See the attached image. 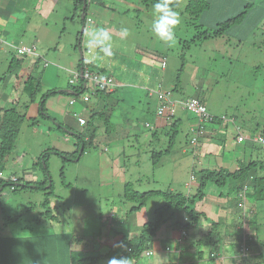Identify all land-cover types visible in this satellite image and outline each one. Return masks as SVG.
I'll use <instances>...</instances> for the list:
<instances>
[{"label":"rangeland","instance_id":"rangeland-1","mask_svg":"<svg viewBox=\"0 0 264 264\" xmlns=\"http://www.w3.org/2000/svg\"><path fill=\"white\" fill-rule=\"evenodd\" d=\"M52 1L56 2L52 7L68 1L69 17L64 20L62 16H56L59 10L43 11L49 19L39 28L36 12L45 10L39 8L42 0H0V7L5 8V11L12 10V7L25 9L16 20L0 12V105L14 104L17 110L25 114L2 174L4 177L16 176L19 179L16 182L18 186L25 180L38 182L41 186L45 176L42 170L44 164L39 161L47 150L50 173L46 188L19 186L13 191L10 186H6L0 193V247L1 241H9V237H30L33 246L29 245L28 248H33L31 254H35L39 248V236L50 235L56 238L58 235H69L65 245L63 238L55 239L52 243L54 245H42L43 253L51 252L66 257L72 251L75 254L82 251L87 255H95L107 252L109 244L118 239L119 233L140 234L142 225L156 220L157 210L165 202L162 195H151L139 206L137 201L125 197L126 186L139 193L173 189L178 193L192 195L197 190L201 171L228 168L231 164L223 162L220 153L217 158L200 154V139L191 141L193 130L191 121H188V112L177 108V115L182 121L177 126L175 137L172 136L170 126L161 130L153 122L150 127L143 119L138 120L137 116L144 115L141 109H149L148 118L154 113L156 103L150 100L146 92L142 97L143 103L147 100L146 106L138 103L133 111L128 108V104H113L118 95L122 94L112 92L109 100L104 95L105 106L113 107L110 113L115 128L110 134L115 140L105 141L104 131L100 130L95 145L88 146L79 157L66 160L63 154L76 151L75 135L86 127L78 125L73 111L84 114L100 98L92 95V99H84V93L71 90L72 87H80L83 80L76 77L74 72L79 70L82 51H87L82 46L85 29L92 26L107 28L112 35L113 57L123 55L124 58V54L131 50L128 43H138L152 50L153 53L148 51L151 53L149 55L136 48V56L149 59L155 65L160 76L158 80H161L160 69L165 58L167 75L163 89H174L177 86L176 90H172L171 98L174 100L198 94L206 108L216 116V124L223 126L220 132L226 136L223 146L228 157H231L234 150L239 148L234 140L237 134L234 124L251 135L264 130V0H207L210 6L197 17L187 12L188 0H182L175 9L179 13L180 23L176 26V42L172 46L161 41L152 31L154 4L147 9L140 0H89L87 18L83 23L82 17L71 18L74 12L73 0ZM247 3L253 5L247 8V13L239 22L229 24L217 35H202L204 30L215 32L220 23L233 18ZM123 29H127V33ZM22 45H35V49L32 53H24ZM14 57L20 59L21 63L17 65L15 60L10 67ZM37 57L39 59L34 64ZM105 70L119 80L117 71ZM151 71L153 69L150 68ZM87 83L90 91L92 82ZM37 88L39 90L35 92ZM52 90L55 92L45 103L48 116L42 118L39 114L41 97ZM31 92L35 93L34 101H31ZM4 93L10 98L9 101L2 98ZM70 99H75L76 103L71 105ZM124 112L127 115L130 113L134 119L129 118L127 121L129 115L123 118L126 114ZM90 113L85 112L88 117ZM32 118H36L35 124ZM58 123L63 124V127L59 128ZM96 123L101 125L102 122L96 120ZM129 123L136 126L131 129ZM243 145L240 147L244 148ZM254 145L256 147L251 148L254 158L264 159V150L257 143ZM159 151L162 152L161 156L154 163L152 154ZM249 152L250 148L247 149ZM259 166L258 163L257 170L251 169V174L257 171L264 175V170ZM216 187L218 189V185L212 181L206 183L205 200L211 204L219 200L225 204L230 200L235 203L240 201V197L235 195L236 191H230V188L233 194L219 199L215 193ZM197 203L202 202L199 200ZM48 206L57 219H49L43 214ZM135 206L139 207L132 211ZM182 216L183 213L175 209L164 211L165 220L155 230L152 241L172 242L171 236L176 235L177 223ZM202 217L200 215L196 223L202 221ZM240 219L241 225L242 221L246 223V228L233 227L237 240L243 237L245 230L254 232L256 239L264 238L263 212L258 213L251 223L244 216H240ZM225 221L233 223L232 220L224 219L213 228L215 234L217 231L222 237L225 236L228 232ZM190 231L187 228V232ZM75 237L80 238L78 243L71 241ZM205 241L206 238L202 237L198 244L209 249ZM173 245L178 246V241H174ZM17 247L20 248L17 252H24L20 244ZM5 248L8 249L9 244ZM154 254L143 255L140 263L154 264ZM117 255V252H112L95 264H108ZM34 262L39 264V260Z\"/></svg>","mask_w":264,"mask_h":264},{"label":"crops","instance_id":"crops-1","mask_svg":"<svg viewBox=\"0 0 264 264\" xmlns=\"http://www.w3.org/2000/svg\"><path fill=\"white\" fill-rule=\"evenodd\" d=\"M55 3L56 2L52 0H42V4L39 6V8H45V10L39 11L38 13L36 12L37 14L36 16L39 19V28L43 27L46 24L47 20L49 19L47 14H44L43 11L51 12L54 10H59L58 11L59 13L56 16H62L64 20L69 17V13H70L69 4H68L69 2L65 1L62 2L61 4L60 1H58L60 5L58 7H52ZM24 10L25 9L12 7V10L5 11V8L0 7V12L7 14L8 16H11V18H14L15 20L18 19L19 17L18 14L22 13V11ZM127 45L131 47V50L127 54H124L125 56L124 58H122L123 55L122 56L120 55L118 57H113V56L105 57L102 60L98 59L90 63L94 66L100 67L101 69H111L112 71H117L119 75L118 76L119 80H117L118 87L115 89L114 92H116L115 94H122V95H118L117 99H115V101L113 102L114 105H118L119 103H121L122 105L123 103L128 104L129 106L128 108L131 111H133V109H135V106L138 103H143L142 97L144 92H146L150 100H153V102L156 103L153 109L154 113L152 114L151 118H148L149 107H147L148 109L147 111L141 109L144 112V115L141 117L137 116V119L138 120L143 119V121H146V125L147 126L150 125V127L153 122L155 127L164 130L166 129L167 126L169 127L168 123L173 122V120H176L178 118L181 119V117L177 115L179 110L176 111V114L174 115V119L173 117L171 118L170 115L168 114L159 115L157 112L162 102V100L159 98L158 92H172L171 91L172 88L163 89L162 86L165 81L164 78L167 75V71H166L167 68L165 67L167 64L165 62L162 64L160 69L161 80H158L160 79V76H158V72L155 69V65L152 64L149 61V59L137 58L136 56L137 53L136 48L139 49L140 51H144V52L149 51L153 53L152 50H148V48L144 46H140L138 43L136 44L128 43ZM22 46L26 48L35 49V45H33V47H28L26 45H22ZM154 52L157 53L156 50ZM151 53H149V55ZM87 55H88L87 51L85 52L82 51L81 56H83L84 59H86ZM150 68L153 69V71L149 72ZM17 77L18 76H16V78ZM84 86L88 87V83L84 82ZM174 88L177 89V86H174ZM88 89L85 90L84 95L90 92L88 91ZM90 90H93V88H91ZM172 95L173 93H171V96ZM2 98H5L4 99L5 101L10 100V98H8V95L5 93L3 94ZM90 98L92 99V97ZM105 98L109 100L112 97L107 95ZM184 98H188V96L178 97V99L175 100H183ZM98 101H100V103ZM146 101L147 100H145V102L143 103L145 106L147 103ZM75 103L76 102H74L71 105H74ZM1 106L2 105H0V107ZM104 107H105V102L103 97L99 99L97 98V102L93 106V108L84 111V114L81 112L80 115L86 118L87 120L88 116L85 114V112L88 111L91 112V110H98V109L100 110L103 109ZM177 108H179L182 112H188L190 114L188 121H191L190 122L191 131L193 130L194 132V130L197 129L200 125L199 118L195 114L190 113L189 111L183 109L180 106H178ZM74 113L76 112L73 111V116ZM124 113L126 114H124L122 117L126 118L129 115L127 118V121H129V118H131L132 115L130 113L127 115V112ZM209 113L211 112L209 111ZM211 114L214 115L213 113ZM76 122L78 123L77 119ZM232 122L234 124L233 120ZM219 125L220 124H216V120L214 122H209L204 125L203 131L198 137L200 139V144H199L200 149L198 150L201 155H207V156L210 155L211 156L210 158L212 157L217 158L216 156L218 155V153H220L221 160L223 162L226 161V163L230 162L231 164L230 167L228 168L223 167L220 169H225L230 172H234L240 167H243L244 165H248V164L250 165V168L246 170V173L244 175L239 176L237 178L231 177L227 180L224 186L219 187L218 185V189L216 187L215 193H217L219 199H224V197L226 196L230 197L229 195L233 194L230 191L233 189L234 191H236L235 195L240 197V201L238 203H235L230 200L227 204H225L223 200H219L215 204L214 203L211 204L212 202L205 200L206 194L204 191V197L201 199L202 203L201 204L195 203L196 213H202L201 214L203 216L202 221L196 223V220H191V222H189L190 219L189 215L185 214L186 215L185 216L183 214L184 216H182L179 219V222H181V224L189 222V225H187V228L191 230L189 233V238H187L183 247H179V248L176 247V249L172 247L174 243L173 241L159 242L155 240L152 244L153 252H155L154 255H156L154 259L155 262L154 264H158V263L165 264L166 262L169 264L172 261L176 262V264H262L264 262V238L262 240L256 239L255 238L256 234L254 232H247L245 230L243 237L238 238L237 240L236 237L237 233H234L235 231L233 230V227L240 229L243 226L244 229L246 228V223L244 221H242V225H241L240 216L241 217L244 216L245 219L249 223H251L253 219L257 218L258 213L260 212L264 213V175L262 172L258 173L256 171L255 173L252 174L250 172V170L253 168L257 170L258 163L260 164L259 168L264 170V159L259 160L258 157L254 158L255 155L254 151L251 150V148L255 146L254 144L257 143L255 141V138L258 135L263 134V131L259 132L258 134L251 135L243 132L242 129H240V127L237 124H234L235 129L237 130V134L236 136H234V140L239 144V148L234 150V153H232L231 157H228L227 150L223 146L226 136L224 134L222 135L220 134V132H222L223 126L220 127ZM84 126H80V127H84ZM129 126L132 129V126H136V125L130 124ZM122 131H124V129H122ZM241 134L244 136V139L242 141H239L238 137ZM103 138L105 139V141L115 140L114 136H111V134L108 133L107 135L103 136ZM241 144L242 145L244 144L243 145L244 148L240 147ZM257 145L260 147L258 143ZM248 148H250L249 153H247ZM202 161L204 162V160ZM205 212L207 215L205 214ZM239 212L243 215H240ZM228 215H230V217ZM224 219L232 220L233 223L230 221L224 222L226 225V230L228 232H226L225 236L222 237V235H220L217 231L215 234L213 228L218 226L220 222L224 221ZM177 228L178 229L176 231V235L173 234L171 236L172 240L174 241L180 235V234L178 235V233H179V229H181V226L178 225ZM130 233H133V235L130 236ZM213 233L216 235L215 238L212 237ZM123 235H125L127 238L135 237L134 232H129L128 234L119 233L118 239H120ZM207 236L209 237L207 238ZM257 236H259V233L257 234ZM68 237L69 235H66V237L58 235L56 238H51L50 235L39 236V248L36 250L35 254H31L33 252V248H28L29 245L33 246L32 242H31L32 244H28L27 242L24 241L15 242L13 239L14 242L9 243L10 244L9 251L0 250V264H36L34 260H39V264H70L69 262L70 260H68L67 257L65 256L59 257L51 252L43 253V248H42V245L44 244L54 245L52 243H54V240L55 239L57 240L58 238H63L62 242L65 245V239ZM202 237H205L206 241L215 240L218 242L217 245L212 247L210 250L205 248L206 253L200 255L199 250L200 248H202V246H199L198 243L201 241ZM115 242L116 241L110 243L109 246L113 245ZM246 242H249V245H247ZM75 243L74 245H76ZM18 244H20L24 252L16 251V250H20V248L17 247ZM167 246H170L171 249L166 250ZM47 248L49 251L50 248L49 247ZM213 252L215 253V255H211V253ZM116 258L121 259L119 254L116 256ZM128 262L129 264H135V262L130 259H128Z\"/></svg>","mask_w":264,"mask_h":264},{"label":"trees","instance_id":"trees-1","mask_svg":"<svg viewBox=\"0 0 264 264\" xmlns=\"http://www.w3.org/2000/svg\"><path fill=\"white\" fill-rule=\"evenodd\" d=\"M142 2V4L148 9V7L154 3H156V0H140ZM182 0H172V4L176 5L177 7L179 6V4L181 3ZM89 0H74V12L71 15V18H77V17H82V15L84 17H82V22L85 23L86 18H87V12H88V8H89ZM253 5V3H247L244 6V9L241 10L237 15H235L233 18H230L228 20H226L224 23H220L219 25V29L215 30V32L210 33L207 30L202 31V35H204L205 37L208 36H214L217 35L221 32L222 29H225L228 27L229 24L232 23H237L239 22L245 13H247L248 9L247 8H251ZM209 3L207 0H188L187 4H186V10L187 12H189V14H191L192 16H198V14L202 13L203 11L207 10V8L209 7ZM177 7L175 9H177ZM81 33H79L80 36ZM1 35V34H0ZM80 39V37H79ZM1 40V39H0ZM24 53H28L26 51H24ZM38 57L36 59V61H34L33 63L36 64V62L38 61ZM15 60L17 61V65H19L21 63L20 59H15L12 58L11 60V64L10 67L13 66V61L15 62ZM85 59L83 58V56L80 57L79 63H78V67L79 69L83 66V64L85 63L84 61ZM165 62V58L162 60V64ZM89 65L92 67H96L94 65H92L89 62ZM101 69V68H100ZM102 71H104L105 69H101ZM77 71V70H76ZM84 80H82V84L80 85V87L78 88H74L72 87L71 90L72 92L75 93H84L85 90L88 89L87 86H84ZM39 86V85H37ZM93 90H90L91 95H97L100 98L104 97V95H109L114 91H101L98 90L95 87H92ZM39 89L37 88L35 90V92H37ZM172 90H176V88L172 89ZM171 90V91H172ZM55 92V90L52 91H47L46 93H44L41 97V101H40V105H39V114L42 118L48 116L46 109H45V103L47 98L53 94ZM172 93V92H171ZM34 92H31V101L35 100V96H34ZM188 98H197L199 99V101L203 104H205L204 100L197 94V95H193V96H188ZM187 99V98H184ZM206 106V104H205ZM113 110V107H110V109L105 106L103 109H98V110H91V113L87 119V123H86V127L84 130L77 132L76 139H77V149L74 153L72 154H63L64 158L66 160H73L74 158L79 157L88 146L91 145H95L96 144V140L98 137V131L102 130L104 131V135L110 134L111 132H113V129L115 128L112 121H111V113L110 111ZM208 110V109H207ZM209 112V111H208ZM192 114H195L193 112H190ZM196 115V114H195ZM197 116V115H196ZM171 118L174 116H170ZM198 117V116H197ZM216 118V116H215ZM25 119V114L21 113L19 110L16 109L15 105L13 104L12 106H1L0 107V193L6 188V186H10L12 188L13 191H15L19 186H21L22 188H46V184L48 182V179H50V173H49V169H48V164H47V153H49L47 151H45L39 161V163H43L44 166L42 165V170L45 176V179L41 182V186L39 185L38 182L36 183H31L30 181L25 180L26 182L24 183H20L19 186L17 185L18 183H16L17 181H19V179L17 178V180H13V177H16L14 175L10 176V177H4V175L2 174V170L5 168V161L7 160V157L10 155V153L13 150L15 141L17 139V136L20 132V127L21 124L23 122V120ZM33 123H36V118H32ZM96 120H100L102 123L101 125H98L96 123ZM216 120V119H215ZM214 120V121H215ZM213 121V122H214ZM181 124V119L178 118L176 120H173V122L168 123V125L170 126V130L173 131L172 136L175 137V134L177 133V126L178 124ZM58 127L62 128L63 124L58 123ZM263 134H264V130H263ZM82 146V151L80 152L79 150H81ZM168 152V148L166 150ZM52 152L55 153H59L61 154V152L59 151H55L52 150ZM162 152H153L152 154V161L154 163H157L160 156H161ZM252 166V165H251ZM250 168V165H244L243 167H240L239 169H237L234 172H230L228 170L225 169H220V170H203L201 171L200 174V182H199V186L197 187V191L195 194L192 195H186V194H182V193H178L176 191H174L173 189H168L165 191H151V192H135L132 191V189H130L128 186H126L125 188V197L128 199H132L133 201H137L139 206L143 205L146 201V199L151 196V195H162L165 199V202L163 204V206H161L158 210H157V218L155 221L153 222H147L144 225H142V229L139 235L133 237V238H127L125 235H123L120 239H117L116 242L109 246L107 249V252L105 253H95V255H87V253H77L75 254L74 251H72V253H70L69 255H66L67 259L70 260V264H95L98 260H100L101 258H104L105 256L111 255L112 252L114 253H118L120 255L121 259H130L133 260L135 262V264H141L140 260L141 257L143 255H153V236H154V232L155 230L159 227V225L165 220L163 217V213L164 211L170 209V210H178L183 214H188L190 219L189 222H191V220H196L198 218L199 215H201L202 213H196L194 206L195 203L198 200H201L204 197V188L205 185L208 181H212L215 184L219 185V186H224L227 182V180L231 177L237 178L239 176H242L246 173V170ZM51 186V185H50ZM48 204V203H46ZM139 206H135L132 208V211H135L137 209V207ZM52 209L49 208V206L46 208L45 212H43V214L47 215L46 217H48L49 219L55 220L57 219V216L52 214ZM184 216V215H183ZM186 216V215H185ZM186 219V218H185ZM188 223H182L178 221L177 225L181 226V231H180V235L177 239H175V242L178 241L179 245H173V248L176 249V247H183L184 245V240H187V238H189V233L187 232V225H189ZM30 237H20V238H11L9 237L8 240L6 242V240H2L1 241V247L0 250L1 251H8L9 248H5L7 246V244L11 243V242H19V241H24L27 242L28 244H32L29 239ZM14 239V241H13ZM39 239V238H38ZM32 240V239H31ZM72 242H76L78 243L80 241L79 237H75L71 239ZM174 242V240H172ZM218 241L215 240H207L205 241V244L207 246H209V250L217 245ZM174 244V243H173ZM247 245H249V242H246ZM10 247V244H9ZM170 246L166 247V250H170ZM147 250H151L150 254H146ZM205 247L204 245L202 246V248H200L199 250V254L203 255L205 254ZM169 264H176V262L172 261Z\"/></svg>","mask_w":264,"mask_h":264},{"label":"built area","instance_id":"built-area-1","mask_svg":"<svg viewBox=\"0 0 264 264\" xmlns=\"http://www.w3.org/2000/svg\"><path fill=\"white\" fill-rule=\"evenodd\" d=\"M22 51L31 52L34 48L23 47ZM85 63L83 66L74 72L76 77L82 78L86 83L88 81L92 82L93 87L101 91H114L118 87V82L115 76L104 70L102 71L100 67H92L89 63L84 60ZM159 98L162 100L161 105L158 108L159 115H173L177 111V107L180 106L183 109H186L189 112L195 113L200 121V125L197 129L194 130L193 136L191 137L192 142H196L199 135L203 131V127L206 123L213 122L216 118L214 115L208 112L205 104L201 103L197 98H187L183 100H174L171 98V92H158ZM91 97L90 93H87L83 96L84 99H89ZM75 99L70 100V104H73ZM80 126H84L87 122L86 118L81 116L78 113H74ZM244 136L241 134L238 137L239 141H242ZM255 141L264 149V134L258 135L255 138ZM13 180H17L16 177H13ZM151 250H147L146 254H150ZM213 255V254H212Z\"/></svg>","mask_w":264,"mask_h":264},{"label":"clouds","instance_id":"clouds-1","mask_svg":"<svg viewBox=\"0 0 264 264\" xmlns=\"http://www.w3.org/2000/svg\"><path fill=\"white\" fill-rule=\"evenodd\" d=\"M176 7L172 4V0H156L152 6L154 15L152 31L168 46L175 44V29L180 23L179 13L175 10ZM123 31L127 33V29H123ZM84 35L85 39L82 41V46L87 50L86 59L88 62L113 56L112 35L107 28L92 26L85 29ZM212 254L215 255L214 252ZM108 264H129V262L128 259L112 258Z\"/></svg>","mask_w":264,"mask_h":264},{"label":"water","instance_id":"water-1","mask_svg":"<svg viewBox=\"0 0 264 264\" xmlns=\"http://www.w3.org/2000/svg\"><path fill=\"white\" fill-rule=\"evenodd\" d=\"M85 1V0H84ZM82 17H84L83 15H82ZM82 151V147H81V150H80V152ZM1 189V188H0Z\"/></svg>","mask_w":264,"mask_h":264}]
</instances>
